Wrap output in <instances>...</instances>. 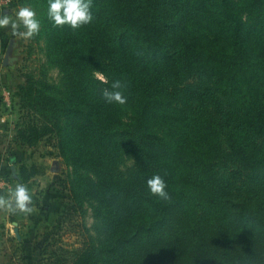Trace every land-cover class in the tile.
Segmentation results:
<instances>
[{
	"label": "trees",
	"instance_id": "1",
	"mask_svg": "<svg viewBox=\"0 0 264 264\" xmlns=\"http://www.w3.org/2000/svg\"><path fill=\"white\" fill-rule=\"evenodd\" d=\"M15 2L42 26L12 138L52 141L80 240L38 264H264V0H92L76 30L53 27L47 0ZM115 80L123 106L102 95ZM156 173L169 200L146 187Z\"/></svg>",
	"mask_w": 264,
	"mask_h": 264
},
{
	"label": "rangeland",
	"instance_id": "2",
	"mask_svg": "<svg viewBox=\"0 0 264 264\" xmlns=\"http://www.w3.org/2000/svg\"><path fill=\"white\" fill-rule=\"evenodd\" d=\"M18 6L20 4H17L15 0H0V11L14 15L18 10ZM3 33L4 39L0 40L2 48V56H0V109L3 106L4 98L7 99L6 104H4L5 107L3 106V112L6 111V113L14 116L12 119L16 120L13 124L15 126L18 121L19 112L18 108L14 105L16 98L13 94L16 87L24 82L22 59L24 57L23 49L27 43V39L13 37L9 30H3ZM50 77L52 81H57V71L51 70ZM13 126L5 127V130H9L8 128H10L12 137L16 133L15 127ZM2 133L7 132L3 131ZM2 135H0V146H5L9 143V139ZM10 140L13 141V138ZM8 155L12 156V160H14L10 166L14 165V173L17 175V178H26L23 184L34 191L32 204H36L38 201L40 207L43 206L44 208L41 212L46 211L47 215H44V220H41L36 209L29 214L16 213L22 219L28 216L32 222H35L31 218L32 215L33 217H38L36 221L38 222L39 229L37 231H41L42 233L39 236L36 235L34 239L29 238L28 241L30 242L31 240L30 244H34V248L31 245L21 248L15 240V234L11 227L5 233V228L0 222V264H38L41 259L42 249L46 244L49 245L46 250L47 259L53 260L60 258L69 261L73 253L79 248L80 240L76 236L75 231L70 229L68 220L64 219L65 208L69 204V200L67 199L68 192L61 190L58 183L64 178L66 168L56 155V149L53 147L52 141L49 138H44L39 140L32 148L23 147L16 155L11 153ZM8 175L9 177H13V172L10 171ZM3 179L6 182L11 180L10 178L8 180L4 177ZM13 182L12 190L16 184H22L20 180L18 182L13 179ZM51 186L53 189H51ZM5 188L0 195L7 196L10 193L8 191L9 184ZM3 211L4 209L0 208V212ZM10 214L12 216L15 215ZM92 222L91 218H87L88 225ZM28 228L30 229V227Z\"/></svg>",
	"mask_w": 264,
	"mask_h": 264
},
{
	"label": "clouds",
	"instance_id": "3",
	"mask_svg": "<svg viewBox=\"0 0 264 264\" xmlns=\"http://www.w3.org/2000/svg\"><path fill=\"white\" fill-rule=\"evenodd\" d=\"M47 19L53 27L67 26L73 30L89 25L94 21L92 0H47ZM42 21L31 4L24 3L18 6L15 14L0 11V30H9L13 37L30 39L40 33ZM95 76L101 82L107 83L103 73L97 71ZM126 84L115 80L111 89H104L102 95L109 103L125 105L128 97L124 89ZM146 187L150 194L162 200L171 198L167 190L168 185L159 173L153 174L146 180ZM33 191L24 184H16L7 196L0 195V208L12 214L33 212Z\"/></svg>",
	"mask_w": 264,
	"mask_h": 264
},
{
	"label": "crops",
	"instance_id": "4",
	"mask_svg": "<svg viewBox=\"0 0 264 264\" xmlns=\"http://www.w3.org/2000/svg\"><path fill=\"white\" fill-rule=\"evenodd\" d=\"M1 39H4L3 30H0V40ZM0 56H2L1 43H0ZM6 101H7V99L4 98V100H3V106L4 107H5L4 104H6ZM3 106L0 109L2 111V112L0 111V135L3 134L2 136L9 139V143H7L5 146H3V145L0 146V177H2V178L4 177L8 180H9V178L11 179V180L7 181V183L9 184L8 191H11L13 188L14 182L12 179L13 177H9L8 174L11 171L10 164H11L12 156H9L8 154L11 153L13 155H16L17 152L21 151V147L18 143L10 140L12 138L10 128H8L9 130H5V127H7V126L12 127L16 120L12 119V117H14L12 114L6 113V111L3 112ZM3 131L7 132V133H2ZM7 177H9V178H7ZM51 189H53L52 186H51ZM47 194H48V192H47ZM46 196H49V195H46ZM32 206H33L34 210L35 209L38 210V215L40 217L39 219L44 220L43 216L47 215V212L46 211L41 212V209H44L43 206L40 207L38 201L36 202V204H32ZM31 218H33L35 220V222H32V220L30 221L29 220L30 218L28 216L23 217V219L18 214H15L12 216L10 214V212L6 209H4L3 212H0V222L3 225V227L5 228V233L8 232L9 227H11L12 231L14 230V228L18 229L19 239H17L15 237L16 238L15 240L17 243H19V246H21V248H24V246H27V245L28 246L31 245L32 248H34V246H33L34 244L33 245H32V243L30 244L31 240H30V242H28L29 238L34 239V237L36 235L39 236V234L42 233L41 231H37L39 229V227L37 225L38 222L36 221L38 219V217H36V216L33 217V215H32ZM27 224H29V225L27 226ZM28 227H30V229ZM6 230H7V232H6Z\"/></svg>",
	"mask_w": 264,
	"mask_h": 264
},
{
	"label": "water",
	"instance_id": "5",
	"mask_svg": "<svg viewBox=\"0 0 264 264\" xmlns=\"http://www.w3.org/2000/svg\"><path fill=\"white\" fill-rule=\"evenodd\" d=\"M13 162H14V160H11V163H13ZM11 171L13 172V175H12V176H13V179L19 182V180H18V178H17V175H15V173H14V171H15V167H14V165H11ZM13 232H14V234H15V237H16L17 239H19L18 229H17V228H14Z\"/></svg>",
	"mask_w": 264,
	"mask_h": 264
},
{
	"label": "built area",
	"instance_id": "6",
	"mask_svg": "<svg viewBox=\"0 0 264 264\" xmlns=\"http://www.w3.org/2000/svg\"><path fill=\"white\" fill-rule=\"evenodd\" d=\"M5 187H8V183L6 182V180L0 177V193H2L3 190L6 189Z\"/></svg>",
	"mask_w": 264,
	"mask_h": 264
}]
</instances>
